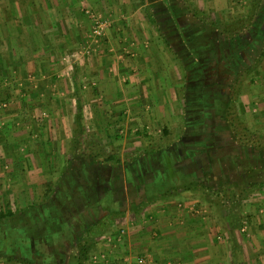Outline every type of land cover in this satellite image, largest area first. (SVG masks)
Wrapping results in <instances>:
<instances>
[{"label": "crops", "instance_id": "crops-1", "mask_svg": "<svg viewBox=\"0 0 264 264\" xmlns=\"http://www.w3.org/2000/svg\"><path fill=\"white\" fill-rule=\"evenodd\" d=\"M7 1L8 7L0 4V89H5L4 96L12 100L6 101V109L0 108V125L7 127L2 131L0 154L9 155L13 162L18 161L15 144L20 131L16 125L24 123L19 126L26 132L31 126L29 117L35 114L38 117L40 112H45L44 118L40 117L44 122L36 131L42 138L41 144L31 143L34 144L32 152L34 148H40L42 154L47 153L44 168L40 169V165L32 172L29 171L35 166L32 161L31 165L27 159L19 160L20 165L29 171V183L25 184L64 185L67 182L73 186L74 175H82L81 172L90 167V161L80 154L83 152L89 156L97 151V144L82 147L75 142L76 104L90 105L87 117L94 125L89 136L102 139L106 146H117L114 149L116 158L115 155L107 156L102 163L95 161L94 167L99 171L105 167L104 172L111 173L114 167L121 166L124 171L121 180L113 178L115 182L122 181L126 188L125 194L121 192L113 198L118 200L120 196L121 203L112 205L118 211L105 213L108 215L100 218L101 222L115 223L104 231L100 224L91 228L94 236L107 232L106 240L95 236L92 246L87 247L93 253L81 260L77 257L74 264L78 261L81 264H264V209L259 212L248 208L232 210L228 208L231 206L217 200L216 189H212L215 194L208 195L195 188L174 196L165 194L157 199L140 197L136 203L130 202L127 194L128 185L137 187L141 181L139 171L135 172V181L128 178L127 170L135 169L131 167L137 166L134 164L137 160L134 163L119 162L118 151H123L127 144L124 141L118 144L114 138L121 141L118 136L123 133L125 137L139 136L141 130L150 128L165 132V129L170 130L165 121L171 120V124H175L179 118L182 121L180 127L186 125L183 135L191 134L194 128L201 126L199 122L191 125L194 112H209L203 105L200 110L192 109L190 113L187 109L178 111V99L185 100L187 94L190 97L192 93L190 83L193 82L190 81L193 76L187 77L186 73H193L204 65L208 67L207 58L201 60L199 66L196 59L208 57L207 52L204 54V49L208 51V43L204 42L203 47L202 41L203 37L209 40V33L205 34L202 27L197 28L201 24L188 14L185 4L178 0ZM16 4L22 12L16 10ZM81 9L92 10L105 19L91 18ZM262 23L264 25V21L257 24ZM259 31L264 32V27L254 30V41L257 36L263 41L262 51L264 33ZM238 33L234 31L232 37L239 36ZM224 36L221 33V41ZM194 41L200 42L196 48L191 45ZM254 41L250 40L247 47L252 53L257 51L256 47L251 48L250 43ZM211 46L209 51L213 48ZM224 46L222 44L225 49ZM180 49L185 53L182 63L177 58ZM84 53L87 54L82 56ZM216 53L220 56L223 50ZM257 71H262V75L254 77L247 102L237 100V93L242 88L241 84L236 87L235 82L232 85L233 98L226 102V116L231 107L233 116L243 124L240 104L243 109L246 104L249 109L253 107L249 111L257 117L250 118L251 123L264 121V63L260 67L257 64L252 66L251 72ZM237 73L234 81L240 78V72ZM210 120L204 115L202 121L207 123ZM260 133L248 129L250 136L262 135L264 138V132L261 130ZM206 134L210 135L203 132V136ZM202 144L192 146V152H198L197 159L195 156L193 159L195 163L200 161L199 153L207 149L206 143ZM76 162H79L77 166ZM10 166L15 165L10 162ZM111 177L109 175L106 179ZM113 183L111 179L109 185ZM63 189L54 192L62 195ZM57 214L53 217L60 216L62 220V215L65 216L61 208ZM62 249L68 250L64 244ZM65 255L66 252L54 264H66L68 258ZM68 263L71 264L69 260ZM0 264L23 263L18 259L1 258Z\"/></svg>", "mask_w": 264, "mask_h": 264}, {"label": "rangeland", "instance_id": "rangeland-1", "mask_svg": "<svg viewBox=\"0 0 264 264\" xmlns=\"http://www.w3.org/2000/svg\"><path fill=\"white\" fill-rule=\"evenodd\" d=\"M178 1L185 4L183 6H186V9H188V14H192L194 18L199 20L201 25H198L197 28L202 27L205 34L209 33V40L203 37V43L201 42L203 47L204 42L208 43V51L204 49V54L207 52L208 57L196 59V64L199 66L200 61L207 58L208 67L205 68L206 65H204L200 68L201 72H198L200 70L198 68L193 73H186L187 77L189 75L193 76L190 81L193 82L190 83V92L192 93H190V97L187 94L185 100L182 97L178 99L180 103L178 111L181 108L180 111L187 109V112L190 113L192 109L194 111L200 110L203 105V107L208 108L209 112H194L193 118L195 119L191 121V125L199 122L201 126L194 128L191 134L183 135L185 131V129L183 131V128L186 125L184 124V126L180 127L182 121L179 118L175 124H171V120L165 121L167 123L165 125L171 131L165 129L166 131L163 132L162 129L150 128L144 131L141 130V135L139 136L125 137L123 133L118 136H121V141H119L120 138H117V140L114 138V141H118V144H121L123 141L127 144V147L123 148V151H118L119 162L130 163L132 161L134 163L137 160L134 163L137 166L131 168L136 169L139 167L136 171L135 169H130L129 171L126 169L130 181L136 178L135 172L138 171L141 178L137 187L132 186L131 188L128 185V190L135 194L142 187L143 178L146 176L150 184L145 188L146 195L143 197L149 200L154 197L157 199L165 194L174 196L181 193V191H186L181 188V184L184 181L193 182L194 184L196 183L195 188H198L197 191L199 190L203 195H208L211 192L215 194V190L212 191V189H216L218 195L216 194L215 197H217V200L219 199L218 201H223H220L222 204L225 203L231 206L228 208L232 210L238 211L248 208L252 210L257 209V212H259L264 209V138H262V135V137L257 135V138H251L253 143L255 142L256 144L242 139L241 134L245 130L242 129L243 127H239L237 133H235L229 127L228 121L230 117L228 114L227 116L225 114V106L227 105L226 102L233 98L234 90L232 85L234 83V75L238 74V71L242 75L240 83V89H242L241 92L238 91L239 93H237L236 98L237 100L241 99V103L243 101L247 102L249 90L254 86V77L262 75V71L254 73L251 71L252 66L257 64V67H260L264 63V57L261 61L259 59L261 48L263 49V41L258 36L257 40L255 39L254 41V30L264 27L263 23L261 24L262 26L257 24L264 21V0ZM7 3V0H0L2 7L4 5L8 7ZM178 6L180 5L178 4ZM16 10L22 12L19 5H17ZM81 12L91 16V18L105 19L99 13L96 15L89 9H81ZM1 14H4L3 8ZM234 31L240 32L241 35L238 33L239 36L236 35L237 37L233 38L232 34ZM203 32L199 31L200 34ZM259 32L261 34L264 33L263 31ZM221 33L225 34L222 41ZM216 34L218 35V39ZM252 39L255 44L251 42V48L254 50L256 47V53L248 51L247 48L249 47V41H252ZM199 44L200 42L198 41L191 43L193 48H196ZM222 44L225 45V49L222 47ZM211 45H213V51H209V48L212 47ZM220 49L223 50V53L217 56L216 52L220 51ZM183 50L177 51V58L181 63L185 56ZM87 53L82 54V56H85ZM224 53L225 55L222 57ZM220 60L223 62H220ZM5 93V89H0L1 109H6L8 107L6 101L12 100L11 98H6L4 96ZM22 104H20V107L23 106ZM239 107L241 109L239 111L241 113V120L245 121L244 124L241 122L242 125L256 134H261V130L264 132V121L251 123L250 118L257 117L254 112L251 113L249 111L253 107L251 108L250 106L249 109L247 104L245 109L242 108L241 104ZM75 109L77 115L75 121L76 145L88 147L89 145L94 146V144H97L98 146L97 151H95L96 154L95 152H91L89 156L82 154L83 152L80 154L81 157H85L87 161H90L88 166L91 168L87 167L83 170L81 172L82 175H74L75 181H73V186L67 182H64V185L25 184V182L29 183V171L35 172L40 165V169L44 168L47 153L42 154L40 148L38 150L34 148L32 152L31 147L34 144L31 143H38V146L41 144L42 138L37 136L36 131L39 130L42 122H44L42 118H44L45 112L41 113L39 111L38 117H36V114L29 117L30 125L33 126V129L31 130V126H29L27 130L28 134L27 131H24V127L19 126V124L24 126V123L16 125V129L20 131L16 136L17 142L15 144L18 154V159L16 160L18 161L13 162L12 157L9 155L0 154V210H12L14 215L9 219H0V259H18L23 264H54L56 259L63 258L64 252H66L65 257L68 258L66 264H70L68 260L71 264H74L83 248H86L84 257L87 258L93 253L87 247L88 245L92 246L95 236L99 240H106L107 238V232H100L94 236V233L91 232L92 225H103L102 231H104L108 229V226L115 223L109 221L101 222L100 218L113 211H118V209H113L112 205L115 203L119 205L121 203L120 196L118 200L111 199L110 187L112 185L109 184L112 179L114 185H122V181L117 180L123 178V168L121 170V166H117L111 170V173L110 171L104 172L105 167L102 171L96 170L94 163L95 161H103L107 156L115 155L114 157L116 158L117 152L114 149L117 146L110 145V142L108 144L110 146H106L102 139L99 140L89 136L90 134L92 135L91 132L94 125L87 117V114L90 112V105L81 106L76 104ZM32 114H34L33 110ZM204 115H208L211 120L207 123L202 121L204 120ZM4 129H7V127L0 125V146L2 148V131ZM203 132H207L210 135L206 134L203 136ZM131 141L132 145L130 144ZM192 141L195 143L193 144ZM201 143H206L207 149L199 153L200 161L199 163H195L196 161L193 159L194 156L197 159L198 152H191L190 150L193 148L192 146ZM10 147L12 148L13 146ZM25 159L35 164L29 171L28 168L22 167L19 163V160L24 161ZM10 162L15 165L13 168H11ZM78 163L76 162V166ZM76 171H79L78 167H76ZM109 175L112 177L106 179ZM114 177L117 179L116 182L113 179ZM255 182L257 184H252ZM172 185L175 187H171ZM55 189H63V194L56 195ZM163 192L165 194H162ZM254 198L256 200H252ZM60 208L61 212L65 214V222H63V215L62 220L60 216L58 218L53 217L54 215H58L57 212ZM93 220H95L94 224ZM57 229H60V231L57 232ZM63 244L67 247V251L62 249Z\"/></svg>", "mask_w": 264, "mask_h": 264}, {"label": "trees", "instance_id": "trees-1", "mask_svg": "<svg viewBox=\"0 0 264 264\" xmlns=\"http://www.w3.org/2000/svg\"><path fill=\"white\" fill-rule=\"evenodd\" d=\"M264 57V50L261 51L260 55H259V59L261 60L262 58ZM240 78H242V75L239 74L238 75ZM240 78H236L235 79V85L238 86L240 83H241V79ZM228 116L230 117L229 119V127L234 130L235 133H237V130L239 127H243L242 129L245 130L244 133H242L241 137L242 139H246V140H249V142H251L252 144L253 141L251 140V138H257L256 136L252 137L248 134V131L246 130V128L242 125V123H240L234 116H233V112H232V109L231 107H229L228 109ZM250 136V137H249ZM251 140V141H250ZM256 144V143H255ZM257 184V183H256ZM195 184L193 182H183V184H181V188H183V190H189V189H194L196 186H194ZM171 187H175L174 185H172ZM162 194H165V192H163ZM14 215H13V212H10V211H5V212H2L0 211V219H9V218H12ZM86 254V248H83L82 252L80 253V256L78 258H80V260L84 257V255ZM79 263L78 264H81L80 261H78Z\"/></svg>", "mask_w": 264, "mask_h": 264}, {"label": "flooded vegetation", "instance_id": "flooded-vegetation-1", "mask_svg": "<svg viewBox=\"0 0 264 264\" xmlns=\"http://www.w3.org/2000/svg\"><path fill=\"white\" fill-rule=\"evenodd\" d=\"M186 151H188V150H186ZM191 152H192V150H190ZM190 151H188V152H190ZM144 183H145V185H144ZM142 187L135 193V194H133L132 192H130L129 190H127V191H129L127 194H129V200H130V202H134L135 201V203L138 201V199H140V197H143V196H145L146 195V191H145V188L146 187H148L149 186V179L148 178H146V176L143 178V182H142ZM110 190H111V199L113 200V198L115 197V195H117V194H119V193H123V194H125V192H126V188H125V186H123V185H114V184H112V186L110 187Z\"/></svg>", "mask_w": 264, "mask_h": 264}]
</instances>
